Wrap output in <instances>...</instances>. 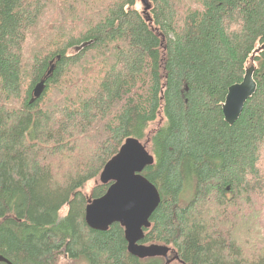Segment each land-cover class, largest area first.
<instances>
[{
  "label": "trees",
  "instance_id": "1",
  "mask_svg": "<svg viewBox=\"0 0 264 264\" xmlns=\"http://www.w3.org/2000/svg\"><path fill=\"white\" fill-rule=\"evenodd\" d=\"M140 1L0 0V254L14 264H166L132 255L120 223L85 219L131 137L161 194L143 243L171 264H264V0ZM251 65L257 91L230 125L223 104Z\"/></svg>",
  "mask_w": 264,
  "mask_h": 264
},
{
  "label": "water",
  "instance_id": "2",
  "mask_svg": "<svg viewBox=\"0 0 264 264\" xmlns=\"http://www.w3.org/2000/svg\"><path fill=\"white\" fill-rule=\"evenodd\" d=\"M146 10L148 0H141ZM255 65L246 69L241 82L229 87L223 104L227 123L233 125L241 116L246 102L255 95L258 85L255 80ZM51 69L50 72H52ZM46 89V79L41 80L34 89L33 101L41 97ZM154 163V156L136 138H128L119 152L105 165L100 179L110 183L107 192L92 198L86 208V222L96 230L108 231L114 223H120L125 230L128 251L139 258L163 256L166 264H171L178 256L169 257L171 248L165 244H145V229L151 226V217L161 202V194L143 171ZM68 258V255H65ZM0 264H14L0 254Z\"/></svg>",
  "mask_w": 264,
  "mask_h": 264
},
{
  "label": "rangeland",
  "instance_id": "3",
  "mask_svg": "<svg viewBox=\"0 0 264 264\" xmlns=\"http://www.w3.org/2000/svg\"><path fill=\"white\" fill-rule=\"evenodd\" d=\"M138 8L142 9V3L141 1L138 3ZM63 164L65 166H70V162L69 161H63ZM96 185V180H92L91 182H89V184L87 185V190L88 192H92V189L94 188V186ZM191 196V191L188 190L186 192V198H189ZM68 212V206H65L62 210V215H66V213ZM251 249H253L252 247H250ZM61 264H87L83 261H79V260H71L70 258H65V256H63L62 260H61ZM174 264H179L178 262H174Z\"/></svg>",
  "mask_w": 264,
  "mask_h": 264
}]
</instances>
